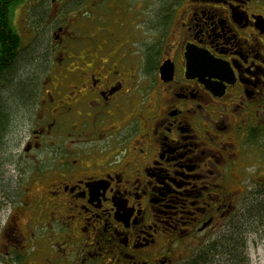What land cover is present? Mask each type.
Wrapping results in <instances>:
<instances>
[{"label":"flooded vegetation","instance_id":"flooded-vegetation-1","mask_svg":"<svg viewBox=\"0 0 264 264\" xmlns=\"http://www.w3.org/2000/svg\"><path fill=\"white\" fill-rule=\"evenodd\" d=\"M50 6L7 60L0 264H188L262 223L264 0Z\"/></svg>","mask_w":264,"mask_h":264},{"label":"rangeland","instance_id":"rangeland-1","mask_svg":"<svg viewBox=\"0 0 264 264\" xmlns=\"http://www.w3.org/2000/svg\"><path fill=\"white\" fill-rule=\"evenodd\" d=\"M78 2L79 0H73ZM24 3V4H23ZM19 3L10 11V20L15 30L21 38V49H28L32 40L38 35L40 30H46L47 26L37 29L38 20H45L49 16L54 15L55 6H50V0H38L31 4L30 7L25 2ZM54 17V16H53ZM47 20H50L48 18ZM45 24V23H44ZM43 24V25H44ZM24 62H21L23 64ZM18 66V65H17ZM10 74L6 76V82H0V107L3 106L5 111L4 121L0 128V156H9L11 148V136L20 120L19 107L14 101L11 92ZM3 111V112H4ZM17 148H13L16 153ZM264 199V198H261ZM264 204L260 206L263 212L258 213L262 223L254 219L250 222L247 229L240 228L238 233L229 238V243L234 246L217 245L216 250L211 254L208 251L206 256L202 257L201 264H264ZM256 215V217H258ZM213 248V247H212ZM233 252L234 257H228L225 253ZM224 255L227 258H223Z\"/></svg>","mask_w":264,"mask_h":264},{"label":"trees","instance_id":"trees-1","mask_svg":"<svg viewBox=\"0 0 264 264\" xmlns=\"http://www.w3.org/2000/svg\"><path fill=\"white\" fill-rule=\"evenodd\" d=\"M25 0H0V82L3 80H6V76L11 73L8 69L7 60L12 59V61H16V64H21V62H24L28 59V54L30 53V50L27 51L25 54V58L23 56L24 53L18 54V47L21 44L20 38L18 37L17 33L13 32V29L11 27V24L9 22V13L11 9L18 5L19 3L24 2ZM13 50V52H11ZM23 52V51H22ZM27 57V58H26ZM11 81L9 82L12 85V95L14 97V101L18 104L20 99L21 101H25L28 98V95L25 94V88H26V81L25 78L20 77L17 75V77H13ZM14 81V82H12ZM6 82V81H5ZM16 92V93H15ZM3 106L0 107V127L2 122L4 121L5 111ZM4 113V116L3 114ZM264 209V208H263ZM263 212L261 209L257 208L252 216L256 217L258 216V213ZM238 233V232H237ZM235 235L232 234L231 236ZM234 243V239H230ZM233 243L227 242V246H234ZM216 250V246H213L211 248V251H209L211 254ZM202 257H199L196 260L191 261L188 264H201Z\"/></svg>","mask_w":264,"mask_h":264}]
</instances>
